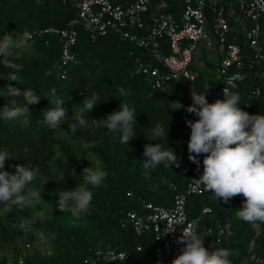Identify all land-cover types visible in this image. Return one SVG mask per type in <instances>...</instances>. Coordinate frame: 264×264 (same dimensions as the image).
I'll list each match as a JSON object with an SVG mask.
<instances>
[{
	"label": "trees",
	"instance_id": "trees-1",
	"mask_svg": "<svg viewBox=\"0 0 264 264\" xmlns=\"http://www.w3.org/2000/svg\"><path fill=\"white\" fill-rule=\"evenodd\" d=\"M77 2L78 0H0V37L11 32L14 38L20 39L18 36L27 29L31 35V39L27 41L33 50L31 54L16 55L13 49L11 56L0 57V94L6 91L7 84H12L21 89H33L41 97L38 104L29 105L30 114L25 116V124L0 119V151H7L11 156L6 158L5 167L0 171L14 173L17 164L30 163L33 168L39 166V175L30 187L43 188L41 197L53 208L52 219L43 227V233L50 243V253L25 256V264H86L89 248L99 246L131 250L133 254L126 264H155L158 247L155 236L152 233L137 236L133 229L126 227L120 220L124 211L136 207L129 196L130 190L156 204L170 206L174 195L182 191L191 179L190 175L176 165L166 169L163 164L146 176L142 157L146 144L159 143L164 149L169 147L176 152L177 162L180 158V162L195 164L188 159L187 149L191 129L186 121L197 120L194 114L186 111L192 104L190 85L187 81H180L164 91L153 89L143 76L133 74L135 56L148 58L143 50L130 42L122 41L115 32L92 40L81 26L78 27L79 40L74 48L78 61L70 67L68 79L61 80L56 69L61 54L60 43L57 38L40 35L37 31L48 26L65 27L77 16ZM182 7L181 0H154L149 14L168 11L179 16ZM146 20L148 21V17ZM47 40L50 41L49 44H46ZM237 42L249 53L242 35ZM164 49L169 52L167 44ZM5 59L22 66L20 82L8 80V73L15 70L3 66ZM207 65L211 71L199 72L196 83L199 92L207 89L208 93L210 84L219 82L213 66ZM243 75L239 88L233 90L240 96L241 104L238 107L247 109L252 115L264 114V95L255 94V90L261 86V80L247 63ZM119 87H124L128 94L119 96ZM93 93L100 99L91 112L85 113L88 127H80L76 116L66 117L60 125L85 151L100 158L104 163L103 169L108 173L101 186L89 185L93 193L91 203L97 207L98 213L82 224L70 212L62 213L57 207L59 197L56 175L51 164V147L60 144L67 163L56 161L63 169L65 180L74 187L83 182V169L90 167L91 163L83 158L77 159L79 157L73 149L55 138L60 126L53 130L42 121L43 111L55 107L50 100L59 97L65 100L62 107L67 109L71 106L79 112L83 107V98H90ZM218 99L222 100L223 95ZM10 100L11 97L0 96V108L10 103ZM17 100L18 103H23L22 98ZM121 100L134 107L137 116L134 125L136 135L127 145L120 142V132H110L106 127L92 123V119L100 120L107 114L118 111ZM177 100L184 108H169V103ZM213 102L215 101L210 103ZM73 123L77 124L75 135L70 131ZM157 123L165 128L167 136L158 138L157 141L146 139ZM93 142L94 147H83L84 143ZM197 159L201 164V155ZM73 170L75 174L72 173ZM41 177L49 181L43 185ZM171 184L177 186L176 190L170 189ZM243 201L242 195L231 198L228 203L216 201L212 193L205 191L201 196H191L188 202V214L193 218L199 216L203 205L213 207L215 216L200 222L198 234L207 235L203 237V242L209 251L219 248L232 251L233 255L229 257L232 264H253L257 256L264 255V222L247 223L240 220L236 212L242 207ZM10 213L17 215L18 224L15 230H11L0 218L2 254L23 234L25 229L20 228V224L27 219L33 220L26 208ZM217 225L226 230L221 237L207 232L208 227ZM140 245L142 249L138 251L137 247ZM8 259L7 255L4 256L2 263L5 264Z\"/></svg>",
	"mask_w": 264,
	"mask_h": 264
},
{
	"label": "built area",
	"instance_id": "built-area-1",
	"mask_svg": "<svg viewBox=\"0 0 264 264\" xmlns=\"http://www.w3.org/2000/svg\"><path fill=\"white\" fill-rule=\"evenodd\" d=\"M153 1L78 0L77 16L65 27L48 26L37 31L40 35L57 38L60 43L61 54L56 64L59 78L68 79L70 67L78 61L74 48L79 40L78 27L81 26L92 40L115 32L122 41L143 50L148 58L135 56L133 74L143 76L153 89L164 91L180 81H187L190 90L199 93L196 87L199 72L211 71L210 68L207 71L201 68L206 64L199 53L204 48H215L218 56L216 77L219 82L209 86L206 96L209 103L223 95L222 90L229 78L235 85L231 90L239 88L246 63L261 80L255 94L264 95V0H181L183 7L179 16L168 11L149 14ZM240 35L249 53L237 42ZM49 42L47 40L46 44ZM165 44L169 52L164 49ZM244 111L247 112V109ZM177 168L190 175L191 179L182 191L174 195L172 205L156 204L130 190L129 196L136 207L124 211L120 220L137 236L147 233L155 236L158 241L155 264H171L185 247L178 242L183 226H176L174 232L163 234L168 218L174 216L183 219L185 227L195 221L198 232L202 220L215 216L213 207L206 204L199 216L194 218L187 210L189 198L205 192L202 189L194 190L193 181L203 173V154L199 167L190 162H180ZM176 188L175 184L170 185V189ZM225 231L221 225L207 229L209 234L218 237L223 236ZM30 247V243L24 246ZM141 249V245L137 247L138 251ZM122 253H128L124 261L119 260ZM132 254L131 250L99 246L89 248L85 263L126 264ZM2 260L3 254L0 253V264H3ZM5 264H25V258H9ZM253 264H264V255L257 256Z\"/></svg>",
	"mask_w": 264,
	"mask_h": 264
},
{
	"label": "clouds",
	"instance_id": "clouds-1",
	"mask_svg": "<svg viewBox=\"0 0 264 264\" xmlns=\"http://www.w3.org/2000/svg\"><path fill=\"white\" fill-rule=\"evenodd\" d=\"M31 39L30 33L25 29L20 39L13 37L11 33L0 37V57H9L12 50L17 48L21 42ZM5 68L14 69L8 73V80L20 82L19 75L22 66L4 60ZM235 87L231 78L222 90L223 99H217L209 103L207 89L203 92L191 91L192 104L186 109L188 113L198 117L197 120L186 121L191 129L190 138L187 142L188 159L199 167L198 156L203 154V173L198 179H193L194 190L207 191L213 194V198L228 203L231 198L242 195L244 201L242 207L237 209L236 215L240 220L247 223L264 222V114L252 115L238 107L240 96L231 89ZM119 96H126L124 87L118 88ZM5 98L11 97L10 103L0 108V119L5 122L17 120L30 114L29 105L40 102V95L33 89H21L12 84L6 85V91L0 94ZM17 98H22L23 103H18ZM100 99L93 93L90 98L81 101L83 107L76 113V120L80 127H88L85 113L91 112ZM50 107L43 111V123L55 130L68 117L67 109L62 107L65 100L57 97L50 100ZM169 108L179 110L184 108L178 100L169 103ZM136 110L121 100L119 110L107 114L100 120L92 119L93 125L106 127L110 132H120L121 143L128 142L136 135L134 125L136 124ZM169 128V126H168ZM70 131L75 135L77 124L70 125ZM168 132V129H167ZM167 136L165 128L157 123L146 139L157 141L158 138ZM92 144L84 143L85 149L94 147ZM143 169L147 176L157 166L163 164L167 168L172 165L179 167L176 152L169 148L164 149L161 144H146L143 150ZM6 158H11L7 151H0V169H4ZM80 159V158H77ZM87 159V158H85ZM90 160V159H87ZM91 166L85 167L82 172L83 182L76 184L73 190H58L57 207L60 212H70L73 217H79L86 212L93 200V193L89 185L99 187L102 185L108 173L102 167L99 159L90 160ZM40 168H33L29 163L27 166L17 164L15 172L0 171V205H3L4 214L13 210H23L33 207L43 199L42 189L30 187L39 175ZM74 173V170L72 172ZM61 176L56 181H63ZM42 184L49 180L41 177ZM167 183V180L164 179ZM43 216L41 212L39 214ZM185 221L181 218L170 217L163 234L175 231L176 226H183L182 235L178 242L184 244L171 264H232L229 259L232 251L219 248L209 251L204 246L203 237L197 232L196 222L184 226ZM34 224V220L27 219L20 224V228L27 229ZM128 253H122L119 260L124 261Z\"/></svg>",
	"mask_w": 264,
	"mask_h": 264
},
{
	"label": "rangeland",
	"instance_id": "rangeland-1",
	"mask_svg": "<svg viewBox=\"0 0 264 264\" xmlns=\"http://www.w3.org/2000/svg\"><path fill=\"white\" fill-rule=\"evenodd\" d=\"M32 52H33L32 46L28 41L21 42L20 45L17 48H15L16 55H22L26 53L31 54ZM199 56L206 64V66L203 65L201 66L203 70L207 71L209 68L207 64H211L213 66L212 67L213 71L217 73L218 56L215 48L212 49L204 48L203 51L199 53ZM67 113L68 116L75 117L78 111L70 106L67 108ZM14 122L25 124L27 121H26V117L24 116L17 120H14ZM55 138L59 142H64L65 144H67L71 149H73L76 152L77 157L79 158H83V159L87 158L90 160H95V159L101 160L96 155L85 151L80 145V143H78L76 140L71 138L70 135L67 134V132L61 126L58 128ZM51 153H52L51 164L54 168L56 175L55 183L57 190L75 189L74 186H72L65 180V177L63 181H56L61 176H64L63 169L60 167V165L57 163L56 160H61V162H63L64 164L67 163V158L65 157V155H63L62 151L60 150L59 143L51 147ZM87 159L85 160L91 163V161ZM103 165L104 163L102 161V167ZM42 199L43 200L39 204H36L33 207H26L30 216L34 220V224L30 228L25 229L23 234L17 237L11 243V245L7 249H5L3 257L7 255L8 258H15L16 256H23L25 258V256L46 255L50 253V248H51L50 243L43 233V227L48 221L52 219L53 208L47 200H45L43 197ZM41 212L43 213V216L39 215ZM95 213H98V209L95 205L91 203L88 210L82 213L79 217H77V219L79 220L80 223L84 224L86 220ZM0 218L3 220V222L9 229L15 230V228L17 227L18 218L15 213L4 214L3 207H0ZM27 243L31 244L30 248H24L25 244Z\"/></svg>",
	"mask_w": 264,
	"mask_h": 264
}]
</instances>
